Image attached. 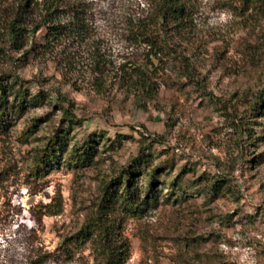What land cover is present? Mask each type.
Returning <instances> with one entry per match:
<instances>
[{
  "label": "rangeland",
  "instance_id": "rangeland-1",
  "mask_svg": "<svg viewBox=\"0 0 264 264\" xmlns=\"http://www.w3.org/2000/svg\"><path fill=\"white\" fill-rule=\"evenodd\" d=\"M23 1L0 0V79L43 97L0 133V264H103L94 235L62 243L106 212L124 264H264V0H180L159 23L153 0H60L78 35L48 45L43 11L26 7L16 49L7 27ZM157 25L155 54L139 31ZM86 144L89 161L75 162ZM123 170L139 215L125 183L106 196Z\"/></svg>",
  "mask_w": 264,
  "mask_h": 264
},
{
  "label": "trees",
  "instance_id": "trees-1",
  "mask_svg": "<svg viewBox=\"0 0 264 264\" xmlns=\"http://www.w3.org/2000/svg\"><path fill=\"white\" fill-rule=\"evenodd\" d=\"M59 3L60 0H40L38 3L32 2L31 0H24L19 4L7 27L10 44L16 46V49H20L19 47L23 43L28 42L27 35L31 30V26L29 24L30 22H25L23 15L24 11L28 8L35 10L40 7L39 11H43L41 13L42 17L40 22L37 25L39 27H44L46 31V43L48 45L61 40L64 36H67V34H69V36L78 35L80 32V18H78L77 15H73L70 18L71 25L68 26V28L61 24L59 20V18H61ZM153 6L154 12L152 13V17L156 23H159L163 19H167L169 15L173 16L180 14L182 9L180 0H153ZM22 9L25 10L23 11ZM158 26L159 25H157L155 31L149 29H140L139 31L140 35L149 42L155 54L158 53L160 48L158 44L161 45V42H164L163 36L161 35L162 31L160 32ZM2 81L3 80L0 79V133L5 132L10 125L9 119L20 117L28 104H34L37 98L41 100L43 97L39 96L40 94L29 97L28 91L24 87L23 80L17 79L16 77L12 79L11 85L3 83ZM10 97H12L10 100L11 102L8 101ZM63 100L66 99L63 97ZM261 103L262 102L259 104ZM62 116V119L66 121H73L74 119V116L69 114L68 110H64ZM60 140V136L56 134L50 137L42 148H39L33 160L34 166L32 170L35 175L46 171V168L54 161L55 151L59 146ZM88 150L90 151L87 144L78 149L77 152H82H78V156L74 159L75 162L77 161L81 164L87 163L89 161ZM122 183H125L122 190V201L125 210L128 211L130 215H139L143 202L134 198L130 190L128 173L125 170L121 171L117 178L109 181L105 185L106 196L111 194L109 191L111 188L118 187L122 185ZM105 209H110V207L107 205ZM57 213L58 211L55 210L49 212L50 215H56ZM105 215L106 219L104 222L100 220V216H94L86 220L75 234L65 238L62 243L63 247L67 242H84L89 235H94L91 247L96 262H101L103 264H124L127 259L128 248L124 242L118 244L112 240L113 224L111 220H109L110 217L108 212H106Z\"/></svg>",
  "mask_w": 264,
  "mask_h": 264
}]
</instances>
